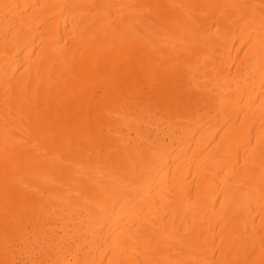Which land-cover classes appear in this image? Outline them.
Returning <instances> with one entry per match:
<instances>
[{
	"label": "bare ground",
	"instance_id": "obj_1",
	"mask_svg": "<svg viewBox=\"0 0 264 264\" xmlns=\"http://www.w3.org/2000/svg\"><path fill=\"white\" fill-rule=\"evenodd\" d=\"M0 264H264V0H0Z\"/></svg>",
	"mask_w": 264,
	"mask_h": 264
}]
</instances>
